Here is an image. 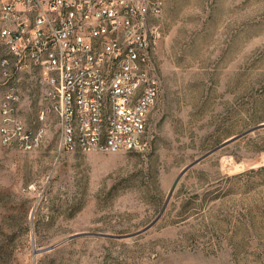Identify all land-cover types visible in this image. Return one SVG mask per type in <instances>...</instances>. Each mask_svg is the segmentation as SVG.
Segmentation results:
<instances>
[{"label":"rangeland","instance_id":"obj_1","mask_svg":"<svg viewBox=\"0 0 264 264\" xmlns=\"http://www.w3.org/2000/svg\"><path fill=\"white\" fill-rule=\"evenodd\" d=\"M161 25L145 148L62 149L25 83L47 132L0 137V264H264V0H164Z\"/></svg>","mask_w":264,"mask_h":264},{"label":"built area","instance_id":"obj_2","mask_svg":"<svg viewBox=\"0 0 264 264\" xmlns=\"http://www.w3.org/2000/svg\"><path fill=\"white\" fill-rule=\"evenodd\" d=\"M163 9L164 0H0L2 144L32 151L44 141L46 125L32 130L19 114L33 81L40 118H59L62 149L145 148Z\"/></svg>","mask_w":264,"mask_h":264},{"label":"water","instance_id":"obj_3","mask_svg":"<svg viewBox=\"0 0 264 264\" xmlns=\"http://www.w3.org/2000/svg\"><path fill=\"white\" fill-rule=\"evenodd\" d=\"M263 125H264V123H263ZM229 142H230V141L225 142L224 144L218 146L216 149H218V148L224 146L226 143H229ZM216 149H215V150H216ZM189 167H190V166H189ZM187 168H188V167H187ZM187 168H186V169H187ZM186 169H185V170H186ZM185 170H184V171H185ZM184 171L179 175V177L184 173ZM179 177L177 178L176 182L178 181ZM176 182H175V184H176ZM174 186H175V185H174Z\"/></svg>","mask_w":264,"mask_h":264}]
</instances>
